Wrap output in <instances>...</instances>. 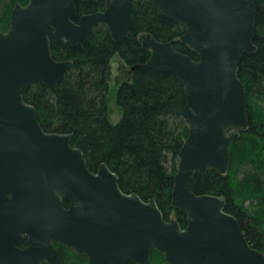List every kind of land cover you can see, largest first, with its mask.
Wrapping results in <instances>:
<instances>
[{
	"label": "water",
	"instance_id": "1",
	"mask_svg": "<svg viewBox=\"0 0 264 264\" xmlns=\"http://www.w3.org/2000/svg\"><path fill=\"white\" fill-rule=\"evenodd\" d=\"M134 1L105 0L103 11L78 21L75 0L16 2L9 28L0 31V264H64L58 242L85 252L90 264H152L154 248L169 264H264V251L226 210V198L197 194L187 183L192 170L225 174L232 144L249 126L239 59L257 50L254 0H148L185 26L182 41L199 53L194 59L142 33L150 57L132 66L173 72L185 86L189 135L172 206L187 214L186 227L167 220L156 197L124 192L108 163L92 170L72 133L45 130L24 96L32 83L56 88L72 65L54 58L50 30L86 49L94 26L104 23L120 41L135 29ZM23 236L26 246L18 244Z\"/></svg>",
	"mask_w": 264,
	"mask_h": 264
},
{
	"label": "trees",
	"instance_id": "2",
	"mask_svg": "<svg viewBox=\"0 0 264 264\" xmlns=\"http://www.w3.org/2000/svg\"><path fill=\"white\" fill-rule=\"evenodd\" d=\"M28 1L0 0V31L9 28L15 3ZM254 1L257 50L239 59L249 126L233 142L225 174L212 169L205 173L192 170L187 183L197 194L224 196L226 210L238 218L250 243L264 251V0ZM75 2V21L84 14L105 9V0ZM132 16L135 29L120 41L112 38L106 24H96L86 49L56 38L50 30L54 58L71 59L72 65L56 88L47 82L32 83L25 88L24 96L36 106L45 130L72 133V144L82 148L92 170H97L102 162L108 163L119 175L124 192H136L146 201L156 197L165 218L175 217L186 227L187 214L172 206L179 150L189 135V125L181 113L187 101L185 86L173 72L132 66L150 57L151 51L139 39L142 33L171 41L176 49L194 59L199 58V53L182 41L185 26L163 15L152 2L135 0ZM116 54L128 64L130 74L118 86L117 102L123 114L113 123L108 103L112 59ZM64 203L68 206L69 200L65 198ZM27 242L23 236L18 244L26 246ZM55 246L64 264H90L85 252L64 243ZM125 264L136 263L129 260ZM152 264L169 263L154 248Z\"/></svg>",
	"mask_w": 264,
	"mask_h": 264
},
{
	"label": "rangeland",
	"instance_id": "3",
	"mask_svg": "<svg viewBox=\"0 0 264 264\" xmlns=\"http://www.w3.org/2000/svg\"><path fill=\"white\" fill-rule=\"evenodd\" d=\"M129 74H130V68L128 64L119 55L116 54L112 59V75L110 81L109 103H108L109 119L113 123H117L121 119L123 114V110L117 102V89L120 82L124 78H126L127 75Z\"/></svg>",
	"mask_w": 264,
	"mask_h": 264
},
{
	"label": "bare ground",
	"instance_id": "4",
	"mask_svg": "<svg viewBox=\"0 0 264 264\" xmlns=\"http://www.w3.org/2000/svg\"><path fill=\"white\" fill-rule=\"evenodd\" d=\"M28 3V2H27ZM229 165H230V163H229ZM229 167V166H228ZM228 170V169H227ZM218 172V171H217ZM175 174V173H174ZM222 174V173H221ZM242 209V208H241ZM244 210H246V209H244Z\"/></svg>",
	"mask_w": 264,
	"mask_h": 264
},
{
	"label": "flooded vegetation",
	"instance_id": "5",
	"mask_svg": "<svg viewBox=\"0 0 264 264\" xmlns=\"http://www.w3.org/2000/svg\"><path fill=\"white\" fill-rule=\"evenodd\" d=\"M126 262H127V261H126ZM126 262H125V263H126Z\"/></svg>",
	"mask_w": 264,
	"mask_h": 264
}]
</instances>
